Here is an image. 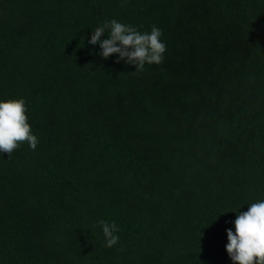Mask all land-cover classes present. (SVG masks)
Wrapping results in <instances>:
<instances>
[{
  "label": "trees",
  "instance_id": "obj_1",
  "mask_svg": "<svg viewBox=\"0 0 264 264\" xmlns=\"http://www.w3.org/2000/svg\"><path fill=\"white\" fill-rule=\"evenodd\" d=\"M113 19L160 28L163 62L102 58ZM20 98L39 143L0 153V264H232L225 229L264 200V0H0Z\"/></svg>",
  "mask_w": 264,
  "mask_h": 264
},
{
  "label": "clouds",
  "instance_id": "obj_2",
  "mask_svg": "<svg viewBox=\"0 0 264 264\" xmlns=\"http://www.w3.org/2000/svg\"><path fill=\"white\" fill-rule=\"evenodd\" d=\"M108 30V38L101 39ZM162 30L156 26L150 32H139L134 26L113 19L96 27L88 40L89 44L101 49L99 55L107 59L117 54L116 62L124 61L134 65L135 72L144 70L145 64H161L166 52V44L160 39ZM27 144L33 151L39 143L32 133L26 115L23 98L0 100V153L8 157ZM234 231L225 229L227 243L225 250L232 264H264V200L251 203L247 211L238 212L234 221ZM106 246L111 248L119 241V232L115 222L101 220Z\"/></svg>",
  "mask_w": 264,
  "mask_h": 264
}]
</instances>
